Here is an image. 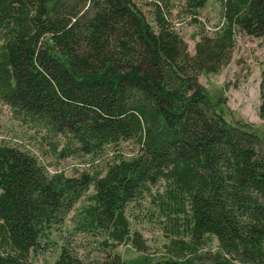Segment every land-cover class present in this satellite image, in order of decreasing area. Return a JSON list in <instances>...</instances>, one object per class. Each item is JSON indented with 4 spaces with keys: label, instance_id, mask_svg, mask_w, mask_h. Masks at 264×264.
<instances>
[{
    "label": "trees",
    "instance_id": "trees-1",
    "mask_svg": "<svg viewBox=\"0 0 264 264\" xmlns=\"http://www.w3.org/2000/svg\"><path fill=\"white\" fill-rule=\"evenodd\" d=\"M217 1L221 25L201 30L191 56L168 2L152 3L155 31L138 0H0V102L82 156L136 147L103 173L66 177L0 145V264H32L39 238L90 188L79 230L104 253L90 264H126L113 252L130 241L124 209L160 182L174 237L159 264H264V138L227 121L198 80L229 63L236 33L264 38V0ZM206 3L183 0L184 14ZM260 75L264 121V63ZM208 235L218 250L201 255ZM54 264L86 263L63 245Z\"/></svg>",
    "mask_w": 264,
    "mask_h": 264
},
{
    "label": "rangeland",
    "instance_id": "rangeland-1",
    "mask_svg": "<svg viewBox=\"0 0 264 264\" xmlns=\"http://www.w3.org/2000/svg\"><path fill=\"white\" fill-rule=\"evenodd\" d=\"M154 1L138 0L137 5L156 31L152 6ZM157 1L168 2L171 8L168 19L173 30L186 43L191 56L194 55L195 43L199 40L201 30L210 35L221 25V6L217 0H207L205 7L195 17L184 14L183 0ZM262 63L264 38L236 33L229 63L215 74H201L198 80L207 89L217 112L227 121L248 123L264 138V121L258 117ZM0 145L15 146L27 151L36 157L49 175L60 172L66 177H75L84 171L90 175L103 173L106 164L112 159L129 158L136 152L133 142H120L99 156L79 155L66 138L52 135L38 123L19 118L1 102ZM163 185L160 182L152 188L150 195L143 194L124 209L130 227V241L113 252L119 254L126 264H159L168 259L167 247L174 236L157 196V193L162 192ZM93 193V188H90L61 225L54 226L39 238L37 246L30 251L29 262L54 264L63 245L69 246L86 264L100 261L104 253L99 240L79 230L83 209L89 205L88 197ZM135 238L140 240L141 250L135 247ZM204 240L200 254L216 253L217 239L208 235Z\"/></svg>",
    "mask_w": 264,
    "mask_h": 264
}]
</instances>
